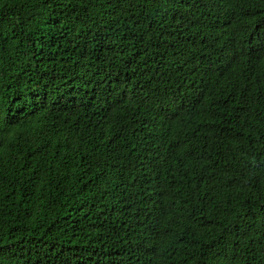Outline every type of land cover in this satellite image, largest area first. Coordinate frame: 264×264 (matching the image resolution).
I'll return each mask as SVG.
<instances>
[{"label":"trees","instance_id":"16d2710c","mask_svg":"<svg viewBox=\"0 0 264 264\" xmlns=\"http://www.w3.org/2000/svg\"><path fill=\"white\" fill-rule=\"evenodd\" d=\"M0 264H264V0H0Z\"/></svg>","mask_w":264,"mask_h":264}]
</instances>
